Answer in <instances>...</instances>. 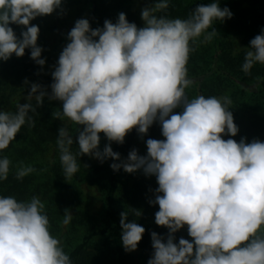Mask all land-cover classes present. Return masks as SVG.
<instances>
[{
	"label": "clouds",
	"instance_id": "obj_1",
	"mask_svg": "<svg viewBox=\"0 0 264 264\" xmlns=\"http://www.w3.org/2000/svg\"><path fill=\"white\" fill-rule=\"evenodd\" d=\"M62 0H0V61L21 58L30 49L31 59L43 68L46 59L37 45L40 28L31 22L53 14ZM170 0H154L143 8L144 27L130 23L121 12L115 23L105 20L93 29L86 18L68 32V43L59 55L48 88L31 83L26 102L15 111L0 110V152L16 139L30 113L45 98L62 103L57 146L65 178L79 171L77 157L89 155L101 163L111 159L113 171L142 170L155 176L158 187L151 205H158L155 223L167 228L166 236L151 233L152 257L148 264H264V142H246L230 111L228 96L199 95L189 99L186 89L190 43L203 37L210 42L218 32L214 21L231 19L219 0L198 5L186 19L158 15ZM10 25L23 26L18 37ZM209 29H212L209 31ZM242 71L249 74L264 65V29L251 39ZM25 85L29 81L25 80ZM35 101V105L32 101ZM182 108L181 112H175ZM159 123L164 139H148L147 155L136 149L122 160L111 143L101 151L100 134L123 144L135 129L143 137ZM77 144L79 151L73 152ZM11 161L0 156V181L8 179ZM20 164L18 180L33 173ZM121 213V243L126 252L137 250L145 228ZM140 216L139 211L135 212ZM73 219L64 210L63 225ZM187 227L191 241L175 234ZM0 264H72L60 240L50 232L45 204L38 196L20 201L0 195Z\"/></svg>",
	"mask_w": 264,
	"mask_h": 264
},
{
	"label": "trees",
	"instance_id": "obj_2",
	"mask_svg": "<svg viewBox=\"0 0 264 264\" xmlns=\"http://www.w3.org/2000/svg\"><path fill=\"white\" fill-rule=\"evenodd\" d=\"M210 2L212 0H170L169 8L158 15L186 19L198 5ZM230 4L234 11L232 18L227 19L225 29L221 27L220 21L213 22L212 28H215L218 34L210 41L209 55L197 51V40L190 43L193 51L189 54L186 67L188 78L193 83L186 89V94L189 99L199 95L206 97L228 96L232 98L230 111L233 115L236 114V108H243L239 107V102H244L245 108L248 109L247 111L252 117L250 125L246 124L242 118L236 122L234 120L239 128L237 136H224L223 138H232L237 142L242 138L248 140V143L255 139L264 142V68L260 67L258 63L249 74L242 71L244 55L247 50L245 48L249 46L251 39L260 34L261 29H264V2L249 0L247 7L238 10H236V7L239 6L237 2L231 1ZM118 15L119 12L112 6V3L106 0H83V13L79 19H88L91 27L95 29L102 28L105 20L115 23ZM126 18L130 22H138L135 16L130 13L126 14ZM44 21L43 17H37L31 22L40 28L38 39L41 36L42 28H44ZM137 22L135 24L138 28L143 27ZM10 26L13 27L18 37L23 30H26L23 26ZM211 30L209 29V31ZM234 37L240 39L244 48L239 53H234L232 50L230 40ZM30 52V49H26L25 55L21 58L13 55L7 61H0V94L12 90L15 83L25 85V80L29 81V85H26L28 88L31 83H38L48 88L50 93L51 90L48 86L52 83V75L46 74L38 68V65L31 59ZM32 103L35 105V101ZM61 110L62 103L60 101H50L46 97L43 105L38 107L35 112L30 113L33 120L32 126L26 123L9 147L0 152V156H7L12 162L8 179L0 181V195L15 196L20 201L25 200V196L33 187L36 174L31 173L18 180L15 175L17 166L22 163L33 168L36 166L41 168L47 148L57 145L58 129L63 127L62 123L67 119L57 117L56 113ZM182 110V108H177L174 111L178 113ZM70 128V133L75 137L77 126L72 123ZM148 139H164L158 122L154 123L143 137L133 129L127 134L123 144L110 143L113 151L119 153L121 159L124 160L133 149H136L141 156L147 155L146 141ZM26 140L30 142L28 145ZM77 148L78 145L74 143L72 151ZM108 162L107 167H87L78 161L79 171L71 178L64 177L60 159L51 163L49 169H40L43 178L49 181L51 189L45 204V212L50 222V232L59 239L63 233L64 210L76 207L81 199V186L89 183L94 177L102 175L109 168L108 184L103 198V211L98 223L97 220L93 223L83 222L86 215L81 210L80 217L84 219L81 218L78 222L81 225L85 224L87 234L66 252L72 260V264H136L131 252L124 250L120 239L122 231L120 226L121 205L123 202L121 196L122 178L126 172L123 169L113 171L110 165L115 161L108 159ZM152 180V187L149 186L143 190L144 196L138 195L139 193L133 194L135 199L126 211L129 213V221L135 220L145 228L142 240L138 244L142 252V264H148L154 251L151 233L156 232L158 235L166 236L168 232L167 228L155 223V213L159 210V206L151 205L149 201L155 199V189L158 184L155 176H152ZM136 211H139L141 215L136 216ZM184 229L175 234L177 243Z\"/></svg>",
	"mask_w": 264,
	"mask_h": 264
},
{
	"label": "rangeland",
	"instance_id": "obj_3",
	"mask_svg": "<svg viewBox=\"0 0 264 264\" xmlns=\"http://www.w3.org/2000/svg\"><path fill=\"white\" fill-rule=\"evenodd\" d=\"M106 1L112 3V6L115 7V9L119 13L123 12L125 14L130 13L131 15H134L138 22H130L129 19L127 20L130 23L137 22L143 27L144 22L141 18L142 9L154 3V0ZM231 1H235L239 5L238 7H236V10L247 7L249 3V0H219L221 8L228 7L233 13L234 8L230 4ZM262 1L264 2V0ZM166 10H164L163 12H165ZM82 13L83 0H62L60 8H58L53 14L43 16L45 20L44 28H42L41 36L38 39V46L43 49L41 58L46 59V64L45 66H43V68L38 65V68L41 71L51 75L52 71L54 70V66L57 64L60 53L69 42L67 39V34L74 27L75 22L79 19ZM226 21L227 19L223 22H220L223 29H225L226 27ZM230 41L234 53H239L244 50L238 37H234ZM196 45L197 51L199 53L209 55L208 46H210V42H203V37H201L197 39ZM259 65L260 67L264 68V65ZM11 89L12 90L8 91L7 93L0 94V110L14 111L17 104H23L26 102L25 97L28 95L30 87L28 88L26 85L15 83L14 87H12ZM227 95L230 96V94L228 93ZM239 104V107L242 106L243 108H236L237 110L234 108V110H236V114L233 115L235 122L242 118L246 124L250 125L252 117L249 111H247L248 109L245 108L246 104H244V102L242 101H240ZM62 126H67L70 131L72 122L66 119L62 123ZM100 136L101 138L99 149L103 151L104 147L110 142L106 139L103 133H101ZM26 142L25 143L27 145L30 143L28 140H26ZM246 142H248V140H246ZM78 151L79 148L73 150L74 153ZM59 156L60 153L57 145L47 148V152L44 154L43 162L41 163V168L37 166L34 168L35 171L33 173L36 174L34 178V184L32 189L29 190V194L25 196V200H30L33 196H38L41 201L46 204L48 197L50 196L51 189L50 184L48 183L49 181H47L46 178H43L40 169H49L51 167V163L59 160ZM77 159L87 167H107L109 165L108 160L101 163L99 160L89 155H82L81 157H77ZM108 172L109 168L102 175L94 177L89 183L81 186V199L76 204V207L70 210L73 214V219L67 226H62L63 233L61 237H59V240L65 252H67L70 247H74L79 242V240L87 234V228L84 227L85 224L81 225V223L78 222L81 218H83L80 217L81 210L84 211V214L86 215V219L83 218V222L93 223L97 220L98 223V221L100 220L103 211L104 193L108 184ZM152 182V176H145L143 171H137L131 174L125 173L124 177L122 178V212H126L128 210L127 207H130L131 203L135 199L133 194L136 195L137 193H139L138 195L144 196L145 193L143 192V190L147 189L149 186L152 187ZM181 237L191 241V237L187 232V227L184 229ZM131 255L136 264H142V252L139 246L137 247L136 251L131 252Z\"/></svg>",
	"mask_w": 264,
	"mask_h": 264
}]
</instances>
